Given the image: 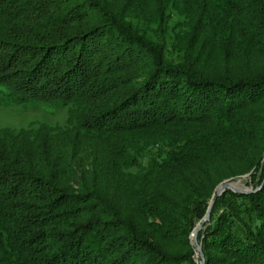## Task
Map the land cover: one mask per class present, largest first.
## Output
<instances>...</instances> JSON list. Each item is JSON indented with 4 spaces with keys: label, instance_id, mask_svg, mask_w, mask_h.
Listing matches in <instances>:
<instances>
[{
    "label": "trees",
    "instance_id": "obj_1",
    "mask_svg": "<svg viewBox=\"0 0 264 264\" xmlns=\"http://www.w3.org/2000/svg\"><path fill=\"white\" fill-rule=\"evenodd\" d=\"M210 46L264 60V0H0L1 104L67 112L0 128V264H193L211 200L204 264H264V65Z\"/></svg>",
    "mask_w": 264,
    "mask_h": 264
},
{
    "label": "rangeland",
    "instance_id": "obj_2",
    "mask_svg": "<svg viewBox=\"0 0 264 264\" xmlns=\"http://www.w3.org/2000/svg\"><path fill=\"white\" fill-rule=\"evenodd\" d=\"M144 10L148 12L151 18L157 13L153 6ZM181 19L177 13H171L166 20L167 28L165 29V38L167 39V44L176 39L178 42H181V37L177 36L180 29L176 26V22ZM148 23L146 29L148 33L153 38L152 41L158 44H161L163 39L161 35V28L158 26V22ZM144 31L143 27H141ZM161 39V40H160ZM210 51L208 54L207 62L211 67H223L226 59L229 60L225 65L228 66L227 69L232 72L236 71H252L253 69L260 70L259 67L264 65V60L261 56L251 52V50H242L238 53H231L222 51L218 46H210ZM227 53H229L227 55ZM3 55V54H0ZM227 57V58H226ZM227 62V61H226ZM212 64H215L212 66ZM264 69V68H263ZM67 120L66 107L61 105H54L51 103H41V102H31L23 105H5L3 106L0 102V128H10L14 130H19L21 128H29L31 126L37 127L40 125H47L50 127L57 126L61 127L65 124ZM261 163L264 162V153L262 154ZM260 169H252L249 172L238 175L233 179L224 180L223 182H231L232 185L241 190H250L249 192L241 193H250L258 190L262 183L257 187V177L252 179V174L254 172L259 173ZM222 182V183H223ZM221 184V183H220ZM232 191V190H231ZM234 192V191H233ZM239 193V192H237ZM192 234V233H191ZM191 244L193 246V264L202 263L199 253L196 249V246L193 244L191 235H190ZM197 243H199L197 241ZM200 244V243H199ZM201 246V245H200ZM202 251V249H201ZM204 258V256H203Z\"/></svg>",
    "mask_w": 264,
    "mask_h": 264
},
{
    "label": "water",
    "instance_id": "obj_3",
    "mask_svg": "<svg viewBox=\"0 0 264 264\" xmlns=\"http://www.w3.org/2000/svg\"><path fill=\"white\" fill-rule=\"evenodd\" d=\"M226 189L232 190L234 192H239V193H241V192H249L250 191V190L238 189V188L234 187L231 182H227L226 181V182H223V183L219 184L216 187L215 194L216 195H220ZM212 205H213V200L210 201L205 216L203 217L201 222L199 224H197L196 228L194 229V231L191 234L192 242L196 246V249H197V251L199 253V256L201 258L202 264H204V258H203V253L201 251V246H200L199 243H197V232L201 228V224L209 219V213H210V209H211Z\"/></svg>",
    "mask_w": 264,
    "mask_h": 264
},
{
    "label": "built area",
    "instance_id": "obj_4",
    "mask_svg": "<svg viewBox=\"0 0 264 264\" xmlns=\"http://www.w3.org/2000/svg\"><path fill=\"white\" fill-rule=\"evenodd\" d=\"M199 264H202L201 262H199Z\"/></svg>",
    "mask_w": 264,
    "mask_h": 264
}]
</instances>
